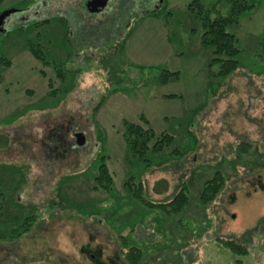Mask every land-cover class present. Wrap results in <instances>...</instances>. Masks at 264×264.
I'll return each mask as SVG.
<instances>
[{"label": "rangeland", "instance_id": "obj_1", "mask_svg": "<svg viewBox=\"0 0 264 264\" xmlns=\"http://www.w3.org/2000/svg\"><path fill=\"white\" fill-rule=\"evenodd\" d=\"M111 1V9L89 14L85 0H0V14L10 12L0 25V135H11L8 146L0 138V234H5L0 264H92L81 249L100 245L106 258L118 246L117 235L146 253L143 264H264V171L262 183L239 178L252 166L232 152L245 142L253 146L248 154L254 146L264 153V0H248L253 7L227 27L242 52L236 72L226 77L208 71L200 22L187 9L192 0ZM201 3L229 12L225 0ZM26 41L40 43L49 60L62 62L66 79L33 58ZM3 59L11 65L4 66ZM164 70L178 71L179 77L159 83ZM102 94L105 100L92 120ZM139 114L157 132L174 135L193 165L186 161L180 170L175 156L150 167L137 159L127 162L122 121L140 122ZM52 121L69 127L72 148L62 161L60 150L50 146L51 157L44 158L42 149L41 159L37 155ZM76 132L86 138L80 150L74 148ZM100 155L114 174L110 194L91 189ZM230 158L238 160L235 177L216 200L207 209L192 204L181 216L138 206L122 187L133 176L150 199L163 201L190 165L195 183L189 187L196 197L200 173ZM222 170L231 175L227 165ZM18 203L24 212L34 205L29 210L39 216L14 240L9 230ZM217 238L249 246L248 255H232Z\"/></svg>", "mask_w": 264, "mask_h": 264}, {"label": "trees", "instance_id": "obj_2", "mask_svg": "<svg viewBox=\"0 0 264 264\" xmlns=\"http://www.w3.org/2000/svg\"><path fill=\"white\" fill-rule=\"evenodd\" d=\"M229 4L228 14H221L217 7V4H210L208 6L203 5L201 0H192L188 5L187 9L194 13L200 22L201 32L199 36V46L202 50H209V60L207 63L209 73L218 76H231L238 68V56L242 52V48L238 45L236 36L229 32L227 27L231 24L238 23L240 15L253 7V4L249 3L248 0H225ZM47 21V20H45ZM173 32L167 36V41L171 44ZM25 47L29 53L38 62L43 65H49L59 80H65L67 77V70L63 68L62 62L49 60L46 56L45 49L40 43L26 41ZM2 64L6 67L11 65V60L3 59ZM217 65V71L214 73L211 71V65ZM40 74L44 76V72L40 70ZM172 77L178 78V71H162L159 77V83H166ZM1 79V76H0ZM54 92L50 95H55ZM168 97L175 98L180 97L177 94H168ZM106 94H102L91 112V119H94L98 109L101 107L105 100ZM138 119L140 122H133L129 120H123V130L121 137L126 146L127 157L126 161L130 162V159H137L136 161L143 162L145 166L152 164L154 160L161 159L163 156H175V163H180L178 169H183L184 163L189 161L191 166L193 165L190 158H187L185 154L175 145V137L167 131L157 132L150 124L149 119L143 114H139ZM62 123V122H61ZM61 123L57 122L50 125V128L46 131V138H43L40 142L39 151L37 155L41 159L42 150L46 153L47 146L60 150L59 159L62 161L66 159V153L71 150L72 147L68 145L67 136L68 132L65 131L69 127L61 126ZM69 130V129H68ZM67 134H66V133ZM10 134L1 133L0 138L3 139V144L8 146V140ZM63 139H60L62 138ZM0 139V140H1ZM48 142V143H47ZM55 144V146H54ZM85 145V144H84ZM83 145V146H84ZM82 146V147H83ZM61 147L62 149H60ZM81 146L74 147L76 150H80ZM252 145L241 142L236 147H232V152H236L239 157V162L243 164H251L250 170L247 175H241L240 178H249V182L262 181L264 171V153L259 152L257 147L253 150L254 153H250ZM42 149V150H41ZM259 153L261 156H259ZM43 155V153H42ZM47 155L50 157L53 153H46L44 158L47 159ZM99 164L96 167V173L92 177V190L102 191L110 194L114 192V174L109 169L106 163L105 155L98 157ZM238 161L234 158L230 159H219L215 170L209 173H200L198 178L197 196L191 194L195 188H190L189 183L194 184L195 179L189 177V167L186 172H183L178 176V183L168 198L163 201H155L149 198L146 192V186L142 181H135L133 176H127L122 183V187L131 201L136 203L138 206H144L150 211H159L164 217L171 215H178L187 210L189 206L196 205L197 207L207 209L216 200L217 196L224 190L225 186L230 181V178L235 177L234 171L236 170L235 162ZM222 165H227L230 169L231 175H227L222 170ZM210 175L203 182H200L204 175ZM188 175V177H187ZM164 181V180H163ZM248 182V183H249ZM264 184V183H262ZM159 185V183H158ZM1 197L4 198L3 193H0ZM37 207V206H36ZM29 208H34V205H30ZM27 210L24 212V206L17 204V208L14 209L13 219L15 224L12 229L9 230V234L14 240H18L26 235L33 225L37 222L39 214L34 210ZM117 228V227H116ZM4 237V233L0 234ZM90 245L93 244L92 239ZM218 239V238H217ZM118 246L112 247L111 255L104 258L103 247L100 245L93 246L94 249H81L82 255L86 256L92 264H143L144 255L140 247L135 244H128L127 239L120 235H117L114 239ZM217 242L229 251L232 255L237 257H245L249 253V246L238 243L231 239H218ZM239 264V261H236Z\"/></svg>", "mask_w": 264, "mask_h": 264}, {"label": "water", "instance_id": "obj_3", "mask_svg": "<svg viewBox=\"0 0 264 264\" xmlns=\"http://www.w3.org/2000/svg\"><path fill=\"white\" fill-rule=\"evenodd\" d=\"M107 0H90L86 3V8L90 13H97L100 10L104 9L106 6ZM10 12L5 11L0 14V25L6 16L9 15ZM75 142L77 146H83L86 142V138L82 132H76L74 134Z\"/></svg>", "mask_w": 264, "mask_h": 264}, {"label": "flooded vegetation", "instance_id": "obj_4", "mask_svg": "<svg viewBox=\"0 0 264 264\" xmlns=\"http://www.w3.org/2000/svg\"><path fill=\"white\" fill-rule=\"evenodd\" d=\"M88 1H90V0H85L84 11L87 12V13H89V14H99V13H102L104 10H109V9H111L109 6H110V4H111L112 1H111V0H107L106 6L104 7V9L100 10V11L97 12V13H90V12L88 11V9L86 8V3H87ZM158 2H160V0H159ZM159 5H160V4H157L153 9H155V10L158 9V8H159ZM119 7H120V6H119ZM137 9H139V10L142 11V12L146 11L145 8H144L143 6H140L139 8L137 7ZM75 11H76V9H75Z\"/></svg>", "mask_w": 264, "mask_h": 264}]
</instances>
